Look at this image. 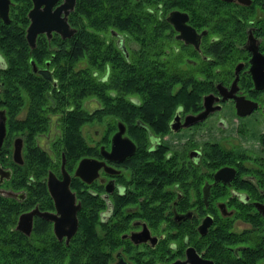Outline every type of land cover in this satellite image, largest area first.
Wrapping results in <instances>:
<instances>
[{
  "label": "trees",
  "instance_id": "trees-1",
  "mask_svg": "<svg viewBox=\"0 0 264 264\" xmlns=\"http://www.w3.org/2000/svg\"><path fill=\"white\" fill-rule=\"evenodd\" d=\"M255 2L264 8V0ZM207 4V0H75L68 19L75 30L63 44L52 41L56 49L52 52L50 72L44 73V77L56 79V86L48 89L49 82L27 73L25 65H10L7 85L12 93L6 99V124L9 132L23 135L24 144L23 161L12 164V173L6 183L22 188L26 196L18 200L0 193V264H108L111 250L124 243L119 233L128 227L130 215L147 220L152 228L157 227L159 220H167L169 213L164 215L162 209L173 198V193L161 190V186L181 179L185 182L188 174L185 171L175 176L172 169L165 167L162 154L155 151L150 160H144L148 154L143 149L147 143L145 128L138 126L136 121L144 123L155 134L167 132L168 120L175 109L180 108L182 112L196 110L200 95L213 88L212 81L201 79L193 72L210 77L209 61L228 65L233 47H200L211 59H195V50L173 37V30L164 18L168 10L181 9L187 12L189 21L196 28L206 27L214 33L239 29V38L242 39V29L253 16V1L249 7L239 8V11L244 10L242 25L237 20L235 24L224 23L222 17L210 21L217 11ZM112 30L132 44L126 47V54L117 47ZM232 35H224L222 39ZM4 43L8 45L11 40L5 36ZM204 43L202 40L201 44ZM174 44L180 47L177 52L173 50ZM21 54L15 59L22 63L28 57L26 48ZM187 58L194 61V65L187 64L195 70L175 67L176 63ZM77 63L83 65L77 66ZM18 90L29 96L25 103L26 113L20 119L15 118L23 99ZM88 97H93L97 104L90 112L82 107L83 100ZM55 109L59 111L57 119L61 130L49 154L35 143V135L46 132L49 125L46 111ZM104 117L107 119L102 139L107 138L115 120L125 125L137 145L132 155L139 160L134 163L135 177L138 180L153 177L156 185L149 190L139 182L142 191H147L141 193L150 197L145 200L148 204L152 199L159 201L151 205L144 203L142 211L137 213L121 210L117 202L111 210H104L106 203L101 196V186L90 188V184H84L79 190L74 181L80 207L76 212L77 228L67 242L56 239L49 221L39 216L33 218L27 235L15 229L17 214L35 200L41 207L50 206L44 175L47 168L54 169L55 166L56 169L61 153L67 167L78 157L97 154L96 146L87 142L81 125L91 120L100 122ZM3 144L7 146L6 141ZM5 146H1L0 152L8 151ZM53 158L55 162H52ZM187 187L182 188L186 193ZM186 205L182 199L178 202L181 208ZM248 219L253 220L252 217ZM229 222V219L219 220L205 236L196 238L194 221L190 220L175 226L178 227L176 231L167 230L156 247H145L144 256L132 252L131 245H125L123 250L127 251L132 264H154L159 258L168 259L179 253L181 245L173 249L168 240L189 232L190 242L197 248L203 246L213 264H240L239 258L225 247L230 237H237L228 230ZM177 232L180 233L178 236Z\"/></svg>",
  "mask_w": 264,
  "mask_h": 264
},
{
  "label": "flooded vegetation",
  "instance_id": "flooded-vegetation-1",
  "mask_svg": "<svg viewBox=\"0 0 264 264\" xmlns=\"http://www.w3.org/2000/svg\"><path fill=\"white\" fill-rule=\"evenodd\" d=\"M252 1L254 3L253 16L242 29V39L239 38V29L222 30L219 33H214L206 27L196 28L189 21V15L186 11L177 8L170 9L184 11L187 14L185 22L192 26L197 33L203 31L196 46L176 36L178 30L174 28L171 22L166 20L170 10L165 13L164 18L173 30V37L195 50L193 58L211 59L210 55L203 53L200 47H233L232 55L228 65H225V63L212 64L209 61L207 66L211 73L210 77H203L197 71L193 72L201 79L212 81L213 88L200 95L196 110L182 112L180 108L175 109L168 120L167 132L155 134L144 123L136 121L138 126L145 128L147 143L143 146V149L148 154H145L144 160H150L154 151L161 153L165 167L172 169L175 176L187 171L188 179H185V182H182L183 179H181L161 186V190L171 191L173 198L162 209L163 214L169 213L166 216L167 220H159L156 228H152L147 220L139 216H129L128 227L119 233V238H122L124 243L111 250V259L108 264H132L127 251L123 250L125 245H131L132 252L135 251L144 256L145 247H156L159 240L164 238L166 231H176L178 227L175 226L180 223H189L190 220H193L194 237L197 238L205 236L210 229L216 226L219 220L223 219L230 220L228 230L237 234L236 238H229L230 242L225 244V247L230 250L231 254L239 258V263L264 264V214L261 209V207L264 209V8L261 9L260 3H256L255 0H207V5L214 7L217 11V14L211 17L210 21L215 22L218 17H222L224 23L232 24L234 22L235 24L237 20L242 25L244 10L240 9L239 11V8L240 6L249 7ZM74 3L75 0L72 6L69 7V0H0V121L3 115V135L0 148L2 145L5 146L3 144L5 141L7 144L5 147L8 148L7 152H0V193L3 194L1 190L11 191L13 195L9 196L18 200H22L26 196L25 191L22 188L10 186L11 183H6L12 173V164H21L23 161L22 147L24 144L23 135L19 132H9L6 124V112H8L6 99L12 93L11 88L7 85L10 78L8 77L9 67L10 65L14 67L25 65L27 73L37 75L39 79L49 82L48 89L56 86V79L53 76L44 77V73L50 72L49 65L53 57L52 52L56 49V45H53L52 41L57 40L63 44L66 38L71 36L75 30V26L68 20ZM64 20L67 27L73 30L69 35L64 34V29L67 27L62 28L61 26ZM53 24L58 29H63V34L58 29L52 28ZM27 27L30 29L29 39L26 36ZM111 33L120 50L119 40L121 41L123 47H125V53L123 54H126V47H130L132 44L125 42L120 33L114 30ZM224 35L232 36L222 39ZM5 36L11 40V43H14L5 45ZM202 40L205 41L204 44H201ZM44 44L45 47H42ZM25 48L28 57L21 63L20 60L15 58L22 55L21 53ZM178 48L180 47H176V44H174L173 50L175 52ZM187 63L194 65V61L187 58L184 62L176 63L175 67L182 70H195ZM76 65L82 66L83 63H77ZM224 66H227V68L224 69ZM11 78L14 79L15 77ZM258 84L261 85L257 86ZM231 86L232 90L228 94L229 96L222 97L218 87L222 88V92L225 94ZM18 92L23 96V99L18 105L15 118L20 119L26 113L25 103L26 98L29 99V96L26 94L24 96L20 90ZM207 94L212 96L210 103L207 101V107L211 109L207 110L203 117L189 119L190 121L187 124H182L186 114L195 115L204 109L203 96ZM96 105L93 97L85 98L82 102V107L89 112ZM254 113H259L262 117H260V120L263 121L261 127L255 124L256 117L253 116ZM46 114L49 115L48 128L46 132H38L35 135V143L50 154L53 144L59 138L61 124L57 119L59 111L55 109V111L49 112L47 110ZM249 116L253 118L254 123L249 120ZM106 119L104 117L100 122L91 120L81 125L82 133L83 129L88 128L89 125L101 126L100 132L94 129L92 136L90 135L86 139L90 145L96 146L97 154L83 156L102 160L105 169L100 165L96 169L95 176L90 181H85L73 174L80 157L75 159L70 167H67L63 153H61L56 169L55 166L54 169H46L44 175L45 188L47 171H52L57 179L61 178L59 165L61 157H63L64 169L69 174L68 187L74 194V203L78 202L79 207L80 200L72 183L74 181L77 182L79 190L84 187V184H90V188L101 186V196L106 203L104 210H111L114 203L117 202L123 211L129 213L141 212L144 203H147L146 201L150 198L141 193L147 192L142 191L141 187L147 186L149 190L156 187L153 177L148 179L144 177L143 180H138L135 177L134 163L139 160L132 155L137 145L133 137L127 133L126 127L121 121L115 120L112 128L107 133V138L102 139ZM172 120L175 123L174 128L170 126ZM118 123L122 126L120 136L127 137L133 146L129 154H124L129 150V147H125L124 142L118 139L117 134H114L118 130ZM254 126L257 128L255 133L249 130ZM112 140L114 150H110ZM15 144L19 146L17 159L13 156ZM42 144L45 145L46 149L42 147ZM100 147L110 150L111 156L107 158L102 156ZM52 162H55V158L52 159ZM226 167L232 168V172ZM3 170L8 171L7 177L4 176ZM217 170L220 171L214 178ZM187 185L186 193L182 188ZM203 185L207 188L205 201L202 198ZM46 192L49 196L50 206L41 207V205H38V200H35L31 206L20 212L32 207H36L40 211L56 212L47 188ZM181 199L184 202L186 201L187 204L182 208L178 206ZM158 201V199H152L151 204H156ZM35 216L39 215L33 214L32 221ZM248 217H252L253 220H249ZM203 218L207 220L202 222ZM47 221H49L52 231V221ZM167 223L169 226H167ZM179 234L177 232V236ZM188 234L189 232H183L180 238L168 240L169 246L173 249L181 245L180 252L168 259L159 258L154 264H168L174 260L181 261V264H192L185 256V249L188 247L192 248L199 258L206 260L207 264H213V259L205 254V248L203 246L195 247L190 242ZM58 240L64 241V236ZM201 259L199 261H202Z\"/></svg>",
  "mask_w": 264,
  "mask_h": 264
},
{
  "label": "water",
  "instance_id": "water-1",
  "mask_svg": "<svg viewBox=\"0 0 264 264\" xmlns=\"http://www.w3.org/2000/svg\"><path fill=\"white\" fill-rule=\"evenodd\" d=\"M73 2L74 0H69V7L72 6ZM186 19H187V14L184 11H179V10H170L168 12V15L166 16V20L171 22L174 28L178 30V33L176 36L182 38L185 42H191L196 46L199 40V36L203 31L197 33L192 26H190L189 24L185 22ZM61 26L62 28H64L65 26L67 27L65 20L63 21V24ZM52 28L58 29V27H55L54 24L52 25ZM58 30L61 34H63L62 33L63 29L61 30L58 29ZM72 31L73 30L71 28L67 27L66 29H64V34L69 35ZM29 33H30V29L29 27H27L26 36L28 39H29ZM119 46L122 52L125 53V47H123L120 40H119ZM260 85L261 84H258L257 86H260ZM231 90H232V86L230 87L229 91L223 94L222 88L218 87V91L222 93V97L229 96L228 94H230ZM211 99H212L211 94H207L203 96L204 109L195 115L186 114L184 116L182 124H187L190 120L199 119L203 117L204 114L207 112V110L211 109L207 107V101L210 103ZM118 124H119L118 130L114 134H117L118 139L124 142L125 147H129V150L124 153V154H129L132 151L133 146L127 137L120 136V132L122 131V126L120 123ZM170 126L174 128L175 126L174 120L170 122ZM2 135H3V115L0 121V141H1ZM114 148L115 147L113 146V140H112V146H110V150L111 149L114 150ZM110 150L108 151L104 149L103 147H100L101 155L106 158L111 156ZM18 155H19V146L15 144L14 150H13V156L14 158L17 159ZM100 165H102L103 168L105 169V165L102 160H96L93 157L83 156L78 159L75 165L73 174L80 177L81 179L85 181H90L91 178L95 176L96 169ZM59 168H60V173H61L60 179H57L54 176L53 172L50 170L47 171V175H46V188H47L49 195L52 197L56 212H50V211H44V210L40 211L36 207H32L26 211H22L18 213L16 217L15 224H14L15 229L27 235L31 230L32 216L33 214H37L47 220L52 221V231L57 239H60V237L64 236V242H67L69 237L74 233V231L76 230V226H77L76 210L79 207V203L78 202L74 203L73 201L74 194L68 187L69 174L64 169L63 157H61ZM226 168H228V170H231L232 172V168H229V167H226ZM219 171L220 170L216 171V173L214 174V178ZM2 172L4 176L7 177L8 171L3 170ZM1 192L4 195H13V192L11 191L1 190ZM206 195H207V188L205 185H203L202 198L204 201L206 199ZM261 209L264 214V209L262 207ZM206 220H207L206 218H203L202 222ZM185 256H186V259L192 264H207L206 260L199 258L194 252V250L190 247L185 249ZM199 259H201L202 261H199ZM175 263L181 264V261L174 260V261L169 262L168 264H175Z\"/></svg>",
  "mask_w": 264,
  "mask_h": 264
},
{
  "label": "rangeland",
  "instance_id": "rangeland-1",
  "mask_svg": "<svg viewBox=\"0 0 264 264\" xmlns=\"http://www.w3.org/2000/svg\"><path fill=\"white\" fill-rule=\"evenodd\" d=\"M252 114H253V113H252ZM253 116L256 117L255 124H257V125H259V127H261V126L263 125V121L260 120V117H261L260 114H259V113H258V114L254 113ZM248 118H249V120H251V121L254 123L253 118H252L251 116H249ZM261 118H262V117H261ZM259 127H258V128H259ZM94 129H97V131L100 132V131H101V126H100V125H96V124L89 125L88 128H84V129H83V134H84L87 138H89L90 135L92 136V134H93L92 131H93ZM256 129H257V128L254 126V128H251V129H249V130H250L251 132L255 133ZM42 147L45 148V145L42 144ZM45 149H46V148H45Z\"/></svg>",
  "mask_w": 264,
  "mask_h": 264
}]
</instances>
